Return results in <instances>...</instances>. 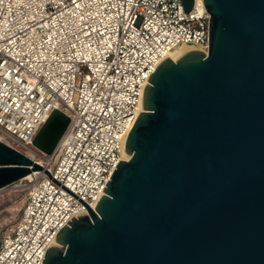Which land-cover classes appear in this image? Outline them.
<instances>
[{"label": "water", "instance_id": "water-1", "mask_svg": "<svg viewBox=\"0 0 264 264\" xmlns=\"http://www.w3.org/2000/svg\"><path fill=\"white\" fill-rule=\"evenodd\" d=\"M184 12L193 0H181ZM208 49L159 62L125 151L41 264H264V0H203ZM68 117L33 139L50 154ZM43 167L0 140V189Z\"/></svg>", "mask_w": 264, "mask_h": 264}, {"label": "built area", "instance_id": "built-area-1", "mask_svg": "<svg viewBox=\"0 0 264 264\" xmlns=\"http://www.w3.org/2000/svg\"><path fill=\"white\" fill-rule=\"evenodd\" d=\"M203 0H0V140L39 163L0 264H41L55 234L88 214L119 160L150 72L181 46L208 49ZM54 109L68 124L50 154L33 139Z\"/></svg>", "mask_w": 264, "mask_h": 264}, {"label": "rangeland", "instance_id": "rangeland-1", "mask_svg": "<svg viewBox=\"0 0 264 264\" xmlns=\"http://www.w3.org/2000/svg\"><path fill=\"white\" fill-rule=\"evenodd\" d=\"M27 184V180L17 181L0 189V240L19 220L28 192Z\"/></svg>", "mask_w": 264, "mask_h": 264}, {"label": "bare ground", "instance_id": "bare-ground-1", "mask_svg": "<svg viewBox=\"0 0 264 264\" xmlns=\"http://www.w3.org/2000/svg\"><path fill=\"white\" fill-rule=\"evenodd\" d=\"M188 48L202 50V49H200L199 47H193V46H181V47L177 48L176 50L171 51V52L169 53L168 57H170V58H172L173 60H175L174 58H175L180 52H182L183 50L188 49ZM202 51H203V50H202ZM204 52L207 53V51H204ZM138 111H139V113H140V111H143V95H142V99H141V102H140L139 107H138ZM139 113H138V114H139ZM122 156H123L122 158L125 159V160L128 159V158L130 157V154L127 153V152L125 151V146H124V151H123V155H122ZM27 177H29V175L25 176L24 178H27ZM56 245H58V244H56Z\"/></svg>", "mask_w": 264, "mask_h": 264}]
</instances>
